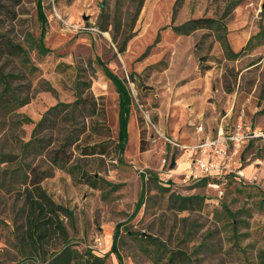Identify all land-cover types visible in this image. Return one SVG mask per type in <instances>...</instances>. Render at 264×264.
<instances>
[{"label": "rangeland", "instance_id": "obj_1", "mask_svg": "<svg viewBox=\"0 0 264 264\" xmlns=\"http://www.w3.org/2000/svg\"><path fill=\"white\" fill-rule=\"evenodd\" d=\"M41 1L46 53L36 44L38 0H0V45L11 41L24 50L0 53V69L14 74L10 87L18 98L0 109V154L15 155L0 159V264H32L14 239L24 221L26 163L51 169L41 184L63 206L71 243L92 248L106 264H262L264 0H144L123 50L130 0L120 9L118 0ZM200 16L223 18L232 48L242 53L228 59L209 28L190 34L172 28ZM99 61L125 80L128 95ZM89 93L101 115H79L76 130L62 119L65 110L48 112ZM123 98L129 117L118 153ZM45 115L36 136L49 147L74 131L67 149L73 173L52 167L43 154H23L22 142ZM239 123L248 135L239 146L229 143L228 168L214 180L186 178L199 142L220 130L234 133ZM108 137L110 154H82L84 145Z\"/></svg>", "mask_w": 264, "mask_h": 264}, {"label": "trees", "instance_id": "obj_2", "mask_svg": "<svg viewBox=\"0 0 264 264\" xmlns=\"http://www.w3.org/2000/svg\"><path fill=\"white\" fill-rule=\"evenodd\" d=\"M125 2L126 0H118V8L120 9V6L124 5ZM130 3L133 7L132 23L128 26L130 32L128 34L125 32V35L119 44L120 50H123L126 47L128 40L133 35V23L140 14L144 0H130ZM228 6V8L234 7L232 3H229ZM37 11L42 29L39 38L36 40V44L41 53H46L47 51H50V48L47 47L44 42L48 31V19L41 0H38L37 2ZM115 19L118 20L117 28H119L121 19L120 17ZM203 27L211 29L228 59H234L242 53V50L235 51L232 48L227 36V24L221 17H194L172 26L173 30L179 34H190L191 32ZM260 35L261 32L252 35L243 50L245 48L252 47L254 45V39L259 38ZM262 42L263 40H259L257 43L260 44ZM9 48L14 50L15 53L20 51L23 53L24 51L21 45L9 41L5 42V45L3 46L0 45V53L5 51V49L11 50ZM99 62L102 65L106 76L112 80L118 91L122 94L128 95V88L124 83L125 80L115 73L104 61ZM13 76V73H4L0 69V85L2 86V90L0 92V109L8 102L18 99L10 87ZM6 94H9L10 96L6 98ZM64 110L65 112L62 115V119L67 123H73V130H76L74 124L76 123L79 115L83 117L101 115V108L98 107V102L92 93L84 96L78 95L72 102H58L51 106L48 109V112H54L60 115ZM128 117L129 109L127 108L123 98V103L121 104V110L119 113L120 136L114 146L118 153L121 152L124 147L125 136L124 134L122 135V131L126 132L127 130ZM25 119L27 121L31 120L28 116H26ZM45 120L46 115L36 123L33 136L29 140L22 142L23 154H43L52 167L58 166L73 173L74 168L71 164H69L72 154L71 152H67V149L76 139L74 137V131L70 129L61 143L49 147L48 144L43 143L45 138L36 136L38 127L44 123ZM96 125L92 127V130L103 133L100 132V126L98 127ZM109 139L112 138L108 137L100 140L94 139L91 143L83 146L82 154H110ZM0 155L1 160H5V157L8 156H15L11 153L3 152H1ZM31 164L32 163H26L28 171H23V175L26 178L25 188L23 191L24 201L22 206V210L24 211V221L20 224V226H17L14 232V239L18 253L24 260H31L32 264H106L105 256L95 253L92 248L85 247L80 249L75 244L71 243L68 229L61 217L62 210L64 209L63 206L57 203L41 184L44 176L52 174L51 169H39L41 164ZM20 167L22 168L23 166L20 165ZM91 178H93L92 185L94 186L97 179L93 176H91ZM210 178L214 180L216 177L213 175L205 176L203 179L209 180ZM65 212L70 214L66 209ZM116 237L117 234L114 238L115 241L113 248H116ZM145 238L155 241L152 236ZM261 263L264 264V253H262Z\"/></svg>", "mask_w": 264, "mask_h": 264}, {"label": "built area", "instance_id": "obj_3", "mask_svg": "<svg viewBox=\"0 0 264 264\" xmlns=\"http://www.w3.org/2000/svg\"><path fill=\"white\" fill-rule=\"evenodd\" d=\"M242 124H238V130L234 133L225 134L223 130L212 138H207L197 145L200 156L193 161V164L186 171V178L217 175L229 166L230 156L229 143L239 146L248 135L241 130ZM264 136V133H263Z\"/></svg>", "mask_w": 264, "mask_h": 264}, {"label": "water", "instance_id": "obj_4", "mask_svg": "<svg viewBox=\"0 0 264 264\" xmlns=\"http://www.w3.org/2000/svg\"><path fill=\"white\" fill-rule=\"evenodd\" d=\"M102 6H103V4H102Z\"/></svg>", "mask_w": 264, "mask_h": 264}]
</instances>
